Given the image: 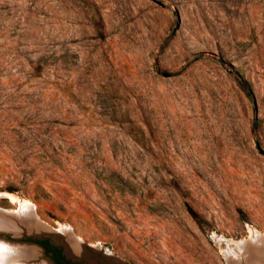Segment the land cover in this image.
<instances>
[{"label":"rangeland","instance_id":"374dc122","mask_svg":"<svg viewBox=\"0 0 264 264\" xmlns=\"http://www.w3.org/2000/svg\"><path fill=\"white\" fill-rule=\"evenodd\" d=\"M263 152L264 0H0V215L69 257L250 264Z\"/></svg>","mask_w":264,"mask_h":264},{"label":"bare ground","instance_id":"6f19581e","mask_svg":"<svg viewBox=\"0 0 264 264\" xmlns=\"http://www.w3.org/2000/svg\"><path fill=\"white\" fill-rule=\"evenodd\" d=\"M21 211L23 212L22 215L19 218L14 219V220L17 221L18 223L22 224L27 229V232H34L35 226L32 224V221H30V219L29 220L25 219L26 217L29 218V216H30L29 210L27 208H24ZM0 216H1L0 221H2V222H3V220H6L7 222H11V223L14 222V220H12L11 218H8L9 219L8 220L3 215H0ZM0 226H2V223H0ZM32 227H34V228H32ZM11 234H14V232H11ZM67 240L69 242L68 243L69 245L67 246V248H68L67 251L69 253H71V251L77 250L72 245V243L69 241L70 239L67 238ZM241 245H240V247H241ZM38 252L32 247H28V246H26V247H24V246L13 247V245H10L7 242L0 241V264H42L39 261ZM244 255H245L247 261H248V258H250V259L253 258L254 259L253 262L255 260L259 261L258 263L251 262L253 264H264V247L261 245H258V246L251 245V247L249 246V248L248 249L246 248V251H244ZM251 260H249V262ZM236 262H237V260H236ZM236 262L234 261V263H236Z\"/></svg>","mask_w":264,"mask_h":264},{"label":"flooded vegetation","instance_id":"af4514ba","mask_svg":"<svg viewBox=\"0 0 264 264\" xmlns=\"http://www.w3.org/2000/svg\"><path fill=\"white\" fill-rule=\"evenodd\" d=\"M46 241L47 244L42 243ZM36 242L42 247L44 254L49 257L53 264H83L77 259H73L63 252L62 246L53 244L46 238L36 239ZM58 253V255H56Z\"/></svg>","mask_w":264,"mask_h":264},{"label":"water","instance_id":"95a60500","mask_svg":"<svg viewBox=\"0 0 264 264\" xmlns=\"http://www.w3.org/2000/svg\"><path fill=\"white\" fill-rule=\"evenodd\" d=\"M30 221H32L31 217L29 216ZM32 224L34 226H36L33 221ZM11 235H16V234H11ZM28 239L27 240H21L20 242H22L23 244H26V246L28 247H32L35 250H39V252L46 258V260L49 262V264H53L52 261L49 259V257H47L46 255H44L43 249L42 247L36 242V239H40V236H38L37 234L33 233V232H29V234H27ZM14 239L18 238L17 236L13 237ZM22 239H24V237H21ZM52 240H50L51 243L53 244H60L57 242V239H55L54 237H51ZM0 241H4L7 242L9 244L11 240L6 239L5 237H0ZM12 242V241H11ZM24 246V247H26ZM63 252L66 254V249L63 250ZM67 255V254H66Z\"/></svg>","mask_w":264,"mask_h":264},{"label":"trees","instance_id":"16d2710c","mask_svg":"<svg viewBox=\"0 0 264 264\" xmlns=\"http://www.w3.org/2000/svg\"><path fill=\"white\" fill-rule=\"evenodd\" d=\"M264 153V152H263ZM42 243H45V244H47V242L46 241H44V242H42ZM48 245V244H47ZM56 255H58V253L56 254Z\"/></svg>","mask_w":264,"mask_h":264}]
</instances>
